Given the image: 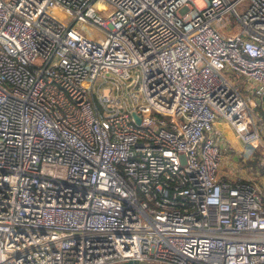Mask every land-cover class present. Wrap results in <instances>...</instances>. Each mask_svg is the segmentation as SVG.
I'll return each instance as SVG.
<instances>
[{
	"label": "built area",
	"instance_id": "obj_1",
	"mask_svg": "<svg viewBox=\"0 0 264 264\" xmlns=\"http://www.w3.org/2000/svg\"><path fill=\"white\" fill-rule=\"evenodd\" d=\"M243 1L0 0V264H264V185L219 171L217 119L264 147Z\"/></svg>",
	"mask_w": 264,
	"mask_h": 264
},
{
	"label": "rangeland",
	"instance_id": "obj_2",
	"mask_svg": "<svg viewBox=\"0 0 264 264\" xmlns=\"http://www.w3.org/2000/svg\"><path fill=\"white\" fill-rule=\"evenodd\" d=\"M198 1L201 2V0ZM245 2L246 0H244L241 4H245ZM236 20V16L232 12H230L228 24L235 23ZM100 89V91L107 92V84H103ZM258 102L260 103V105H264V100L258 98ZM220 121L221 125H225V127L229 125L228 128L232 127L228 122L224 121L223 119H221ZM232 130L236 134L234 128ZM260 130L262 131L261 128ZM221 135L226 138L227 130L224 133L222 132ZM236 138L242 141L243 143L239 142V144H236L234 141H231L228 138L230 144L229 146L227 144V147L229 148L226 152H223L222 154L219 171L233 179L236 177H251L256 180L259 184L264 185V147H262L260 144L251 145L250 142L243 141L238 135Z\"/></svg>",
	"mask_w": 264,
	"mask_h": 264
},
{
	"label": "crops",
	"instance_id": "obj_3",
	"mask_svg": "<svg viewBox=\"0 0 264 264\" xmlns=\"http://www.w3.org/2000/svg\"><path fill=\"white\" fill-rule=\"evenodd\" d=\"M222 118H219V119H217L216 120V127L219 129V131H220V135H219V138L220 139H224V136H222L221 135V133L223 132H225L226 130H227V136H226V140L228 141V138L231 140V141H234L236 144H239V142H241V143H243L242 141H240L239 139H237L236 137H237V135L235 134V132L232 130L233 128L232 127H230V128H228V123H227V127H225V125H221L220 124V120H221ZM224 120V119H223ZM224 121H226V120H224ZM227 122V121H226ZM232 128V129H231ZM229 142V141H228ZM230 143V142H229Z\"/></svg>",
	"mask_w": 264,
	"mask_h": 264
},
{
	"label": "water",
	"instance_id": "obj_4",
	"mask_svg": "<svg viewBox=\"0 0 264 264\" xmlns=\"http://www.w3.org/2000/svg\"><path fill=\"white\" fill-rule=\"evenodd\" d=\"M132 113H133V115L136 116V119L139 122L140 121L139 115L135 111H133ZM107 264H161V263H150V262L141 261L138 259L131 258V259H127V260H123V261H119V262L107 263Z\"/></svg>",
	"mask_w": 264,
	"mask_h": 264
}]
</instances>
